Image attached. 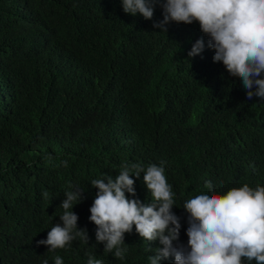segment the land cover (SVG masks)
Segmentation results:
<instances>
[{"label":"trees","instance_id":"trees-1","mask_svg":"<svg viewBox=\"0 0 264 264\" xmlns=\"http://www.w3.org/2000/svg\"><path fill=\"white\" fill-rule=\"evenodd\" d=\"M162 18L160 5L151 20L125 14L121 0H0V264H149L158 240L133 228L118 259L89 222L91 181L125 164L163 162L183 245L182 206L210 192L206 181L217 194L264 187V100L213 63L197 22L163 33L153 28ZM198 39L205 50L189 58ZM133 179L135 198L150 203L143 173ZM70 185L84 188L72 211L88 242L49 252L37 241L61 223Z\"/></svg>","mask_w":264,"mask_h":264},{"label":"clouds","instance_id":"clouds-1","mask_svg":"<svg viewBox=\"0 0 264 264\" xmlns=\"http://www.w3.org/2000/svg\"><path fill=\"white\" fill-rule=\"evenodd\" d=\"M125 14L141 15L151 20L154 8H162V20L153 23L166 33L169 22L190 25L197 22L206 36L207 48L214 51L213 63H222L233 77H239L246 90V98L264 100V0H121ZM205 50V41L198 39L188 57L199 56ZM255 88V91L253 89ZM51 159V156L47 157ZM67 167V162H62ZM143 173V183L150 194V203L135 198V178ZM97 189L89 209V222L96 227L95 239L104 245V251L123 259L126 247L125 233L135 228L139 238L159 241L150 256L149 264H160L173 258V264H264V187L255 189L247 184L217 194L211 181L201 193L187 199L182 208L187 213V245L179 243L180 217L176 216L174 194L167 182L163 162L145 169L138 163L122 165L119 175L104 176L91 181ZM64 193L59 217L44 240L47 251L64 249L77 237L88 242L85 229L77 228L78 216L72 211L83 199L84 188L70 185ZM127 194V195H126ZM45 199H50L44 192ZM132 197V198H130ZM47 264V261H44ZM54 264H63L54 257ZM88 264H103L91 256Z\"/></svg>","mask_w":264,"mask_h":264}]
</instances>
